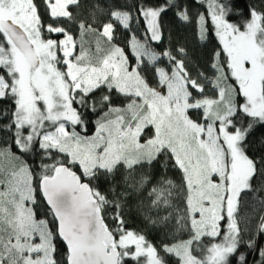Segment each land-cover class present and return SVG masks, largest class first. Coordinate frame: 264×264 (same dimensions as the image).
I'll return each mask as SVG.
<instances>
[{
  "label": "snow or ice",
  "instance_id": "snow-or-ice-1",
  "mask_svg": "<svg viewBox=\"0 0 264 264\" xmlns=\"http://www.w3.org/2000/svg\"><path fill=\"white\" fill-rule=\"evenodd\" d=\"M201 3L0 0V264H264V0Z\"/></svg>",
  "mask_w": 264,
  "mask_h": 264
},
{
  "label": "trees",
  "instance_id": "trees-1",
  "mask_svg": "<svg viewBox=\"0 0 264 264\" xmlns=\"http://www.w3.org/2000/svg\"><path fill=\"white\" fill-rule=\"evenodd\" d=\"M135 2L136 0H121V3H126L129 5ZM187 2L191 5V9L193 12H203L206 8V4H202L201 0H196V2H193V0H187ZM163 20L166 27L164 31V37L159 43V49L171 47L174 50L176 47L186 46L190 51L195 50L200 55V64L203 65L209 60L213 48L216 47L218 43L214 37V34L211 31L210 25L209 40L201 42L198 39L196 27L193 24H184L183 22L178 21L173 16V13L171 11L164 15ZM142 31L143 28H141V32ZM173 54H175V52H173ZM169 175L173 178H178V173L169 172ZM145 202L147 203V201ZM128 220L129 228L144 232L146 234L147 239L154 244L159 245L162 242L167 243L172 241L171 236L165 238L163 232L151 228H146L143 222V218L141 216H137L135 213L130 215L128 217ZM185 238L187 237L179 234L177 235V239ZM169 264H176V258L170 257Z\"/></svg>",
  "mask_w": 264,
  "mask_h": 264
},
{
  "label": "rangeland",
  "instance_id": "rangeland-1",
  "mask_svg": "<svg viewBox=\"0 0 264 264\" xmlns=\"http://www.w3.org/2000/svg\"><path fill=\"white\" fill-rule=\"evenodd\" d=\"M136 27V25H134V28ZM121 45H123V42H121Z\"/></svg>",
  "mask_w": 264,
  "mask_h": 264
}]
</instances>
